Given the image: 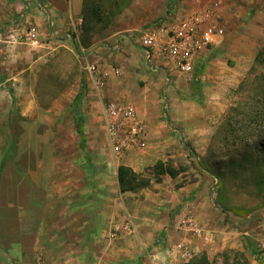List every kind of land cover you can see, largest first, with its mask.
Segmentation results:
<instances>
[{
  "label": "rangeland",
  "instance_id": "374dc122",
  "mask_svg": "<svg viewBox=\"0 0 264 264\" xmlns=\"http://www.w3.org/2000/svg\"><path fill=\"white\" fill-rule=\"evenodd\" d=\"M191 14L203 15L206 25L224 32L218 43L201 53L193 76L167 73L162 63L157 64V71H147L142 50L129 42L128 36L138 39L151 26L172 24ZM83 19L80 34H73L76 46L64 40L65 36L58 45L47 44L41 51L26 44L0 46V70L9 75L2 76L0 86V165L7 164V183L20 172V165L28 175L33 173L35 157L30 153L36 148L40 151L37 165L43 162L47 174L52 168L53 178L46 179L49 187L60 192L69 187L65 193L71 197L70 186L83 183L75 186V195H86L89 191L84 183L88 181L94 198L97 183L104 182L107 213L117 212L115 216L130 217L136 224V234L126 237L135 236L142 244L136 264H148L152 255L161 262L173 258L162 256L164 245L167 247L175 233L174 242L182 241L193 254L186 237H198L179 223L192 219L204 230L189 217V210L185 214L190 208L187 202L197 197L218 212L226 225H232L238 239L258 248L264 241V153L254 151L251 159H245L246 149H236L235 144L264 143V138L257 136L264 122L248 117L246 109H239L245 117L235 116L231 109L245 103L247 91L239 93L238 87L249 71L263 69L257 67L256 57L264 44V0H85ZM116 45L119 50L112 51ZM77 46L93 49L92 59L101 70H119L120 74H109L105 87L98 89L77 55ZM8 56L18 61H7ZM83 84L80 110L85 151L80 147L72 107ZM113 101L136 106L139 119L152 130L145 148L119 156L112 152L99 115ZM35 133L41 138L36 140ZM225 158L237 161L236 165L241 162L243 169L236 170L233 165L225 174L219 173L216 163ZM159 162L167 170L164 174L159 172ZM200 163L210 171L202 170ZM120 166L131 168L141 182H149L131 192V202L126 199L130 192L119 189ZM3 177L2 173L0 194ZM182 196H186L184 200ZM138 200H146L147 205L143 210L148 219L144 218L141 227V218L133 209ZM124 201L130 203L125 210ZM6 206L0 201V212L8 211ZM221 206L236 211L239 217H254L239 225L238 216L223 213ZM260 225L263 228L257 227ZM160 245L159 252H150ZM208 252L211 260L205 257L210 264H248L239 251ZM174 260L191 264L193 259Z\"/></svg>",
  "mask_w": 264,
  "mask_h": 264
},
{
  "label": "crops",
  "instance_id": "0c3cea01",
  "mask_svg": "<svg viewBox=\"0 0 264 264\" xmlns=\"http://www.w3.org/2000/svg\"><path fill=\"white\" fill-rule=\"evenodd\" d=\"M84 5L85 0H0V46L26 44L41 51V48L47 44L58 45L63 36H65L64 40H71L74 44V31L80 34L78 29L84 21ZM31 29L36 31L34 39L29 35ZM69 35H72L71 38H68ZM124 46L128 48L126 44ZM7 58V61L11 62L15 59L9 56ZM198 58L200 59V56ZM157 62L164 64L170 70H167V73L182 74L164 61L158 59ZM145 69L152 71L146 65ZM4 75L7 74L2 68L0 86ZM10 78L16 80V77L12 75ZM84 90L83 84L80 91L84 94ZM116 90L118 88H115ZM74 102L72 107L75 123ZM99 119L101 120V115ZM145 127L148 140L152 130L149 131L146 125ZM34 137L38 140L41 134L35 133ZM30 154H34L35 157L33 173L28 175L26 167L20 165V172L12 175L7 183L9 172L5 170L6 163V165L3 164L0 172V176L3 173L5 181L0 201L10 210L0 212V264H136L139 253L143 252L142 244L135 236L126 238L136 232L128 234V232L121 231L116 238L110 237L113 228L125 225L129 217L115 216L117 212L107 213V197L103 192L105 183H97L98 190L95 194L97 197L93 196L94 198L91 193L92 186L88 184V181L84 183L86 184L85 190L89 191L86 195L81 193L75 195V186L80 187L83 183L73 184L70 186L72 195L70 197L68 193H65L69 187L61 192L56 187H49L50 182L46 179L53 178V172H50L52 168L47 174L43 162L37 165V158L40 157L39 149L31 150ZM130 196V198L126 196V199H130L127 202L133 201L134 194L130 192ZM185 197L182 196V200ZM144 199H146V194ZM201 199L197 197L187 202L190 208L185 210V214L189 210L192 215L189 217H194L202 225L204 235L208 237L189 238L190 236L187 235V242L193 249L192 259L207 256L209 250H232L239 251L248 264H264V255L259 251V246L264 241L259 243L258 248L249 247L246 242L237 238L239 233L232 229V225L229 223L226 225L224 218L218 212L211 210L205 200L201 202ZM127 205L129 206L130 203L125 204L124 201V210L127 209ZM133 205L134 215L141 218L140 223L137 222L141 227L144 218L148 219L147 213L143 210L147 206L146 200H138ZM251 217L254 215L246 218L238 216L236 219L239 222L237 223L244 224ZM257 227L263 228V225ZM182 229L187 230L188 228L182 227ZM175 231H177L176 228ZM257 231L259 232V228ZM244 234L249 235L248 232ZM172 236L167 247L164 245L162 257L165 259L173 256L178 244H183L182 241L174 242L176 233ZM214 243L218 245L216 248ZM161 246L155 247L150 252H159ZM207 257L211 260L209 255ZM150 259H148V264H150Z\"/></svg>",
  "mask_w": 264,
  "mask_h": 264
},
{
  "label": "built area",
  "instance_id": "2783aa9c",
  "mask_svg": "<svg viewBox=\"0 0 264 264\" xmlns=\"http://www.w3.org/2000/svg\"><path fill=\"white\" fill-rule=\"evenodd\" d=\"M204 16L191 14L184 16L172 24L161 26H151L140 33L138 39L128 36L127 40L136 45L143 52L146 66L153 71L158 70L157 60L164 61L168 66H173L180 73L192 77L196 68V61L201 53L219 42L224 35L221 28L206 25ZM29 35L32 39L36 36L35 29H31ZM69 35L68 38H71ZM77 43H74L76 46ZM78 47V48H77ZM78 57L82 60L85 71L91 76L92 81L98 89H103L109 74L119 75V70H112L111 73L100 69L99 65L93 61V49L77 46ZM116 45L112 51H118ZM155 64V65H154ZM101 113V120L104 124L108 141L112 152L115 155H122L135 148L143 149L147 144V132L144 122L139 119L136 106L120 102H108ZM179 227L191 228L197 237H204V231L197 222L183 220ZM136 226L129 217L123 226H116L110 233L112 239L116 238L121 231L128 234L136 232ZM206 238H208L206 236ZM207 240V239H205ZM259 251L264 255V242L259 246ZM168 261L161 262L150 260V264H176L174 259L182 258L184 262L192 259V252L185 244H178L174 249V254Z\"/></svg>",
  "mask_w": 264,
  "mask_h": 264
},
{
  "label": "trees",
  "instance_id": "16d2710c",
  "mask_svg": "<svg viewBox=\"0 0 264 264\" xmlns=\"http://www.w3.org/2000/svg\"><path fill=\"white\" fill-rule=\"evenodd\" d=\"M256 62H257V67L260 66L263 69L259 73L257 72L256 68H252L249 71L248 77H246L238 87L239 93H241L242 91H247V96L245 97L246 98L245 103L243 106L238 104V106L231 109V112L234 113V115L237 117L238 116L245 117V113L239 112V109H246L248 113V117L257 119L260 122L262 121L264 122V44L257 54ZM254 73H255V77L251 79V74ZM83 96H84L83 92L80 91V93L75 99L74 105L76 109L75 129L80 137V147L83 151H85L86 135L84 130V118L82 117V113L80 110V102ZM263 133H264V129L257 136L258 137L261 136L262 138H264V135H262ZM229 141L231 140L228 139L226 141L228 145H229ZM235 145H236L235 146L236 149H241V148L246 149L247 155L245 159L247 158L251 159V157H253L254 151L264 153V143L262 142H260L259 144L255 143L254 145L252 144L248 145L246 144V142L244 143L240 141ZM236 163L237 161L231 160V158H225V160H221L220 162L216 163L218 167V172L225 174L226 169H229V167L236 165ZM237 165H236V170H241L243 169L241 167H244V164H242L241 162L239 163L238 166ZM158 166H159L160 174H164L167 171L164 167V164H162L161 162H159ZM200 167L204 171H208V172L210 171L204 164L200 163ZM2 168H3V164L0 165V172ZM173 175L175 176L176 174L173 173ZM219 175H217V177ZM148 183H149L148 181L141 182L139 176L131 168L126 166H120L118 168V184L121 193L133 192L140 187H146ZM220 209L225 214L232 212L236 216L239 215L236 211H231V210L228 211V209H226L224 206H221ZM191 262H190L191 264H210L209 260L205 256H202L201 258H194Z\"/></svg>",
  "mask_w": 264,
  "mask_h": 264
}]
</instances>
